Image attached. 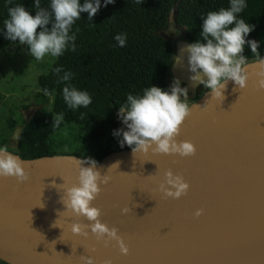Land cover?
<instances>
[{
    "label": "water",
    "instance_id": "water-1",
    "mask_svg": "<svg viewBox=\"0 0 264 264\" xmlns=\"http://www.w3.org/2000/svg\"><path fill=\"white\" fill-rule=\"evenodd\" d=\"M172 16L175 22V9ZM186 45L176 44L169 72L195 86ZM256 71L249 67L244 89L228 81L224 98L206 91L189 103L192 113L176 140L191 142L194 156L134 154L131 148L95 163L111 179L100 185L92 206L101 210L102 223L119 230L128 255L90 230L87 237L71 232L72 223L89 222L63 213L62 198L78 185V161L81 167L92 165L76 155L57 154L20 158L30 174L25 183L0 178V261L85 264L82 257L91 256L95 264H264V90L258 89ZM7 147L16 149L17 137ZM169 170L189 184L179 199L159 190ZM126 207L131 211L122 214Z\"/></svg>",
    "mask_w": 264,
    "mask_h": 264
},
{
    "label": "clouds",
    "instance_id": "clouds-1",
    "mask_svg": "<svg viewBox=\"0 0 264 264\" xmlns=\"http://www.w3.org/2000/svg\"><path fill=\"white\" fill-rule=\"evenodd\" d=\"M112 3L114 0H104L105 6ZM137 3H141V0H137ZM34 7L37 9L35 16L23 5L10 7L8 19L4 20V34L9 41L26 45L31 57L42 61L48 55L54 58L62 56L69 46L75 51L76 36L69 34L72 26L81 19V13H87L91 21L98 13L101 3L100 0H85L81 5L80 0H51L49 12L41 7L40 0H35ZM247 7L246 0H230L227 9L208 12L203 19L200 33L206 43L197 40L183 48L187 53L188 70L194 73L189 77L190 81L193 85L203 84L210 91L212 98H224L223 92L228 81L234 82L238 89H244L249 79V67L258 68L255 72L258 78L257 86L259 90H264V59L257 51L259 43L245 39L254 31L255 26L238 18ZM115 39L123 47L127 36L118 34ZM246 43L256 56L258 64L249 65L247 58L242 55ZM178 60L179 57L176 58V63ZM62 71L61 67L55 68L58 76ZM72 76L73 73L64 72L60 82H68ZM62 92L69 109L87 108L92 103V98L86 91H79L71 84H66ZM44 94L47 96L51 93L44 89ZM181 95L184 97L183 101ZM187 97V89L181 88L179 81H174L169 91L151 86L144 89L142 96L128 95L127 102L119 107L118 112L127 131L115 130L113 135H122L121 147L126 144L132 148L134 154H147L151 150L162 155L194 156L196 148L191 142L176 140L182 124L192 113V108L186 102ZM81 115L83 118V114ZM63 119V113L54 115L52 127H58ZM78 162V185L65 190L62 202L66 210L63 213L83 217L89 223H72L71 232L87 237L90 230L97 240L105 243L115 241L120 253L128 255L129 248L118 234L119 230L102 223L101 210L92 206L93 201L100 195V185H107L111 177L102 176L96 170L95 161H86L92 167H81V161ZM0 178H14L18 183H25L30 179V174L25 170L20 157L9 153L6 146L0 147ZM159 190L167 198L179 199L187 194L189 184L182 176L174 175L169 170L165 173V180L159 185ZM129 211L131 209L126 207L122 209V214ZM202 214V209L195 213L197 217ZM82 259L85 264H95L91 256ZM106 264H111V261Z\"/></svg>",
    "mask_w": 264,
    "mask_h": 264
},
{
    "label": "trees",
    "instance_id": "trees-1",
    "mask_svg": "<svg viewBox=\"0 0 264 264\" xmlns=\"http://www.w3.org/2000/svg\"><path fill=\"white\" fill-rule=\"evenodd\" d=\"M34 2L0 0V53H5L16 42L9 41L4 34L8 9L23 5L35 16L37 9ZM84 2L80 0L81 5ZM50 3L51 0H40L41 7L49 12ZM100 3L101 7L91 21L87 13H81V19L72 26L69 34L76 36L75 51L69 46L62 56L52 57L47 70L37 78L35 100L40 105H47L52 98V113L37 111L24 121L17 136L16 149H8L7 142L0 147L6 146L8 151L22 159L63 154L54 151L50 137L65 125H75L90 144H99L103 139L108 142V146L93 160L87 161L98 163L107 155L124 150L111 147L119 138L113 135L115 130H120L117 120L119 107L127 102L128 95L142 96L144 89L151 86L167 89L173 46L161 32L166 28L173 9L175 24L192 44L197 40L206 43L200 33L207 13L230 6V0H141V3H137V0H114L107 6L104 0H100ZM246 3L248 7L238 18L255 26L245 39L259 43L257 51L264 59V0H246ZM118 34L127 36L123 47L115 39ZM242 55L248 62L257 60L247 43ZM57 67L63 69L59 76L55 72ZM64 72L73 73L70 81L60 82ZM66 84L86 91L92 103L87 108L69 109L62 92ZM44 89L51 94L46 96ZM60 113L64 115L63 122L58 127H52L53 116ZM14 127L15 120L9 119V128ZM71 155L83 158L77 154ZM0 264L6 263L0 261Z\"/></svg>",
    "mask_w": 264,
    "mask_h": 264
},
{
    "label": "rangeland",
    "instance_id": "rangeland-1",
    "mask_svg": "<svg viewBox=\"0 0 264 264\" xmlns=\"http://www.w3.org/2000/svg\"><path fill=\"white\" fill-rule=\"evenodd\" d=\"M172 13L168 17L166 29L161 32L165 37L176 36ZM52 63V57L46 56L42 61H36L29 54L26 45L16 41L5 53H0V146L17 137L22 123L28 120L33 113L43 111L52 113L49 104L40 105L35 100L38 92L37 78L44 73ZM9 119L15 120V127L9 128ZM54 151L63 154H77L86 160H93L98 153L108 146L106 139L99 144H90L81 130L75 125H65L51 137ZM7 146V145H6ZM112 146H116L112 144Z\"/></svg>",
    "mask_w": 264,
    "mask_h": 264
},
{
    "label": "flooded vegetation",
    "instance_id": "flooded-vegetation-1",
    "mask_svg": "<svg viewBox=\"0 0 264 264\" xmlns=\"http://www.w3.org/2000/svg\"><path fill=\"white\" fill-rule=\"evenodd\" d=\"M166 29V28H165ZM164 29V30H165ZM174 29L176 30V32L178 33L176 36H169V35H166L165 37L171 42L172 46H173V58H172V63L171 65L173 64L174 62V59H175V51H176V44L179 43V42H185L187 43L188 45L190 44L186 38H185V33L184 31L179 28L175 22H174ZM171 67V66H170ZM176 81L173 77V75L169 72L168 76H167V89L165 91H169L171 86L173 85V82ZM179 85L181 88H186L187 89V93H188V97H187V103H192L194 102V100H196L197 98H199L200 96H202L206 91H209L208 89H206L204 87L203 84H195V86H191L189 84H187L186 82H183V81H179ZM181 100L183 101L184 100V97L183 95H181ZM119 116V115H118ZM119 123H120V130H123V131H127V128L126 126L123 124L122 120L120 119L119 117ZM123 139L122 135L119 136L117 142L115 143L116 146L118 148H123L124 150H127V149H131V147L127 146L126 144L121 147V143L120 141Z\"/></svg>",
    "mask_w": 264,
    "mask_h": 264
},
{
    "label": "bare ground",
    "instance_id": "bare-ground-1",
    "mask_svg": "<svg viewBox=\"0 0 264 264\" xmlns=\"http://www.w3.org/2000/svg\"><path fill=\"white\" fill-rule=\"evenodd\" d=\"M192 75H194V74L192 73Z\"/></svg>",
    "mask_w": 264,
    "mask_h": 264
}]
</instances>
